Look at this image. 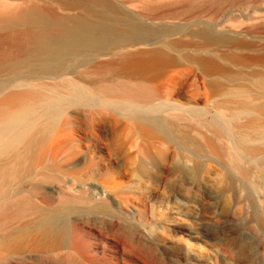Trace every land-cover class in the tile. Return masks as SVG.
<instances>
[{
	"label": "bare ground",
	"instance_id": "1",
	"mask_svg": "<svg viewBox=\"0 0 264 264\" xmlns=\"http://www.w3.org/2000/svg\"><path fill=\"white\" fill-rule=\"evenodd\" d=\"M224 1L244 7L234 0H165L145 3L143 10L160 17L204 6L220 10ZM128 3L0 0V142L9 147L5 154L0 149V264L137 259L136 244L113 236L107 242L104 226L94 231L95 219L83 214L94 211L97 200L85 185L98 184L122 206L135 199L119 181L122 173L110 167L127 129L112 108L134 116L156 104L171 108L187 73L173 69V61L132 51L150 44L154 28L126 9ZM103 128L109 135L100 138ZM138 129L144 137L138 152L147 158L155 137Z\"/></svg>",
	"mask_w": 264,
	"mask_h": 264
},
{
	"label": "rangeland",
	"instance_id": "2",
	"mask_svg": "<svg viewBox=\"0 0 264 264\" xmlns=\"http://www.w3.org/2000/svg\"><path fill=\"white\" fill-rule=\"evenodd\" d=\"M130 1L125 8L154 28L150 44L132 51L185 68L186 84L171 108L156 104L135 116L112 108L127 129L110 167L135 199L122 206L86 184L97 202L83 215L95 219L94 231L107 228V242L113 236L138 246L137 259L121 255V264H264V0L161 18L143 6L165 0ZM138 128L155 137L147 158L138 152ZM5 147L0 142L2 154Z\"/></svg>",
	"mask_w": 264,
	"mask_h": 264
}]
</instances>
